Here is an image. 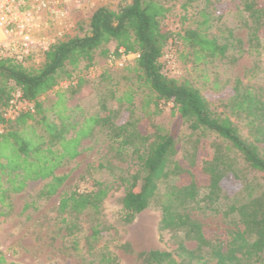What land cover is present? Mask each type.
<instances>
[{
    "label": "trees",
    "instance_id": "16d2710c",
    "mask_svg": "<svg viewBox=\"0 0 264 264\" xmlns=\"http://www.w3.org/2000/svg\"><path fill=\"white\" fill-rule=\"evenodd\" d=\"M232 1L236 11L248 19V47L253 49L264 36V0ZM167 12L161 0H119L114 10L97 6L77 35L58 39L49 46L39 65L0 59V125L4 126L0 134V215L5 213L2 208L9 207L6 200L30 183L47 180L38 196L47 199L54 195L66 179L65 175H55V171L78 156L84 139L105 130L116 155L127 154L129 162H133L130 173L119 178L126 187L120 201V220L129 224L149 206L161 182L181 173L178 162H172L170 157L178 151V133L186 125L190 135L195 131L201 135L209 133L217 141L216 155L200 167L207 177V192L198 198L200 188L192 179L165 193L160 204V230L181 229L186 238L196 241L193 250L178 246L177 256L187 259L188 264L192 260L197 264L258 262L264 253V91L243 86L235 79L218 110L188 80L168 76L159 62L174 35L162 24ZM199 15L201 20L194 28L187 26L175 34L189 50L194 65L228 57L230 49L236 48V57L231 55L233 60L245 52L231 30L213 27L212 16L204 10ZM111 43L115 45L114 54L119 48L134 54L122 67L120 80L105 88L114 104L122 108L121 114L116 117V112L100 99L95 113L85 115L81 111L80 118L71 117L68 113L80 108L68 106L64 95L81 84L76 70L81 63L84 70L90 69L96 52L107 56ZM104 77L102 72L100 78ZM108 78L105 77L109 81ZM63 80L70 82L68 87L56 90L55 100L45 106L41 98ZM216 87L214 80L213 88ZM15 91L33 101L34 110L5 120L3 110ZM137 99L141 102L139 108ZM160 103L172 104L174 119L168 128L150 120L142 122V116L151 113L150 107L152 113L159 111ZM237 158L241 162L239 170L252 173L261 188L257 192L249 184L247 200L229 206L228 213L236 212L240 224L236 229H224L192 220L188 214L190 205L199 207L203 201L209 209H217L221 181L227 171L234 178H242L235 169ZM186 172L191 173L192 169ZM107 192L106 184L95 181L91 190H74L60 196L58 211L69 215L68 219H61L67 235L79 231V215L101 213ZM99 234L97 224L92 226L90 238L95 241ZM138 257L142 260L138 264H179L167 251L149 250L140 252ZM101 261L117 264L110 252Z\"/></svg>",
    "mask_w": 264,
    "mask_h": 264
},
{
    "label": "rangeland",
    "instance_id": "374dc122",
    "mask_svg": "<svg viewBox=\"0 0 264 264\" xmlns=\"http://www.w3.org/2000/svg\"><path fill=\"white\" fill-rule=\"evenodd\" d=\"M118 1L79 0L81 7L72 13L69 21L70 33L63 37L77 35L79 29L87 24L88 17L95 7L104 6L114 10ZM161 1L168 8L162 24L174 33L159 58L168 76L188 80L199 88L218 110L221 109L222 99L229 93L235 79L240 80L243 86L258 87L264 91V36L249 50L248 19L245 14L236 11L237 6L232 0ZM201 10L212 16L213 27L229 29L241 40V48L245 52L240 57L232 59L235 48L229 50L230 56L221 60L194 65L189 50L181 44L175 34L187 26L194 28L196 22L201 20ZM108 47L107 56L100 52L95 53L90 69L84 70L83 64L79 65L76 74L81 77V84L74 88L73 92L69 89L64 95L68 106L80 108L68 113L75 119L80 118L81 111L85 115L95 113L99 108L100 99L116 112V117L121 114L122 108L114 104L105 89L119 81L124 74L122 67L108 62L109 55L114 53L115 45L111 43ZM102 72L105 77L109 76V81L105 77L100 78ZM214 80L217 82L216 88H213ZM67 87L56 86L52 92L41 98L44 105L50 106L55 100V91ZM140 105L141 102L137 99V108ZM149 111L150 114L142 116V122L150 120L163 128H168L173 122L171 103H160L159 111L155 113H152V107ZM190 133L191 130L186 125L180 128L179 149L170 157L172 162H178L181 173L171 175L165 182H161L149 206L129 224L120 220V201L126 187L119 178L130 173L133 162H129L130 156L127 154L121 157L116 155L105 130L91 134L81 142L78 156L55 171V175H65L66 179L54 195L47 199L38 196L47 182L43 180L28 184L22 192L13 194L6 200L9 207L2 208L5 213L0 215V254L3 258L0 264H103L101 258L106 252L115 257L117 264H138L142 262L138 254L149 250L170 252L179 264H188L187 259L177 256L178 246L182 244L186 249L193 250L196 248V241L186 238L181 229L160 230V204L165 193L171 192L174 186L188 184L192 179H195L200 188L198 198H202L207 192V177L201 173L200 167L205 166L216 155L214 144L217 141L209 133ZM230 155L232 156L231 152ZM235 163V169L238 174H242V178H234L232 173L227 171L221 181L220 199L215 205L217 209H209L203 201L199 203V207L190 205L188 214L192 220L224 229L237 228L240 224L239 217L236 212L228 213L229 206L239 205L247 200L249 184H253L257 192L261 188L252 173L239 170L241 162L238 158ZM190 169L192 172L187 173ZM95 181H100L108 187L101 213L98 216L87 213L79 215V231L67 235L61 219L64 216L68 219L69 215L60 214L58 211L60 196L74 190H91ZM96 224L100 234L94 241L90 238V230ZM263 263L264 253L260 261L250 264ZM190 264L197 262L192 260Z\"/></svg>",
    "mask_w": 264,
    "mask_h": 264
},
{
    "label": "built area",
    "instance_id": "2783aa9c",
    "mask_svg": "<svg viewBox=\"0 0 264 264\" xmlns=\"http://www.w3.org/2000/svg\"><path fill=\"white\" fill-rule=\"evenodd\" d=\"M80 7L79 0H0V59L39 65L49 46L70 33L72 13ZM133 57V53L119 48L117 54L109 55L108 62L123 67ZM69 83L63 80L58 86L67 87ZM33 110L34 102L15 91L2 115L5 120H13L20 112ZM3 131L0 125V134Z\"/></svg>",
    "mask_w": 264,
    "mask_h": 264
}]
</instances>
